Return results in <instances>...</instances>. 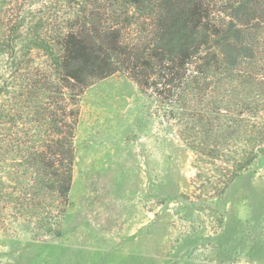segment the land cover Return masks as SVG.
<instances>
[{
  "label": "trees",
  "instance_id": "16d2710c",
  "mask_svg": "<svg viewBox=\"0 0 264 264\" xmlns=\"http://www.w3.org/2000/svg\"><path fill=\"white\" fill-rule=\"evenodd\" d=\"M3 2L1 231L59 237L80 97L116 73L184 126L206 193L264 161V0Z\"/></svg>",
  "mask_w": 264,
  "mask_h": 264
},
{
  "label": "rangeland",
  "instance_id": "374dc122",
  "mask_svg": "<svg viewBox=\"0 0 264 264\" xmlns=\"http://www.w3.org/2000/svg\"><path fill=\"white\" fill-rule=\"evenodd\" d=\"M79 109L59 237L0 230V264H264L263 160L214 196L192 182L184 126L126 75L94 81Z\"/></svg>",
  "mask_w": 264,
  "mask_h": 264
}]
</instances>
